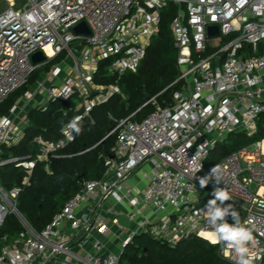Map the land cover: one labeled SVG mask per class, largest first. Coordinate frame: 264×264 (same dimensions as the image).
<instances>
[{
	"label": "built area",
	"instance_id": "2783aa9c",
	"mask_svg": "<svg viewBox=\"0 0 264 264\" xmlns=\"http://www.w3.org/2000/svg\"><path fill=\"white\" fill-rule=\"evenodd\" d=\"M8 2L0 13V106L38 68H50L33 83V91L0 116V169L15 164L28 173L22 185L12 188L0 176V238L7 216H16L21 224L19 235L0 246V264H121L125 247L139 235L171 247L192 235L209 241L205 233L211 229L201 211L217 187L227 189L232 199L227 202L242 212L241 223L255 238L250 246L254 263L264 264V138L228 153L214 166L219 184L214 178L206 187L199 183L206 176V159L219 144L232 134L254 137L261 131L264 0ZM171 3L177 6L171 30L180 71L172 101L163 105L153 97L145 105L155 108L143 120H133L132 114L118 121L104 176L85 182L37 231L18 210L19 195L36 164L45 162L49 168L71 142L62 133L56 140L36 135L35 159L10 156L8 149L22 141L31 124L30 110L46 111L51 103L72 99L74 117L85 119L122 94L121 79L137 72L159 34L162 9ZM81 22L90 35L74 30ZM213 26L219 32L209 36ZM222 36L233 37L222 44ZM210 49L216 50L203 57ZM39 51L45 59L35 63ZM102 70L110 82L96 81ZM139 172L146 179L142 188L131 184ZM124 217L129 226L121 222ZM116 238L119 249L114 250L110 245ZM219 254L235 264L233 251L219 245Z\"/></svg>",
	"mask_w": 264,
	"mask_h": 264
},
{
	"label": "trees",
	"instance_id": "16d2710c",
	"mask_svg": "<svg viewBox=\"0 0 264 264\" xmlns=\"http://www.w3.org/2000/svg\"><path fill=\"white\" fill-rule=\"evenodd\" d=\"M177 6L173 3L162 9L160 31L151 42L147 55L137 72H128L121 79L122 94L114 95L107 103L97 106L91 117L82 120L83 131L75 140L51 159L47 168L45 162H38L32 172L29 184L24 186L18 199V210L30 224L42 231L62 210L65 203L74 197L87 181L100 180L106 171L105 157L113 154L117 132H113L118 121L132 116L141 121L155 108L145 103L156 97L160 104L170 103L172 93L179 88L174 82L180 75L177 65L178 49L175 46L171 23L176 15ZM99 73L98 83L110 82ZM39 73L30 82L12 93L0 106V116L8 113L15 102L32 88ZM145 105V106H144ZM75 102L57 101L51 103L46 111L31 109V124L24 129L20 143L8 149L15 157L35 159L39 147L33 142L36 135L56 140L61 137V127L76 114ZM94 122V123H93ZM256 138H264L262 131L254 137L245 134H232L219 144L206 159L217 164L228 153L246 145ZM28 175L23 168L9 164L0 169V176L7 188L22 185ZM21 224L14 215L7 216L1 228L0 243L16 238ZM7 236V240H3ZM121 264H233L219 254V245L207 239L192 235L171 247L148 235H139L134 242L125 247ZM255 264V263H254Z\"/></svg>",
	"mask_w": 264,
	"mask_h": 264
},
{
	"label": "clouds",
	"instance_id": "9594fccd",
	"mask_svg": "<svg viewBox=\"0 0 264 264\" xmlns=\"http://www.w3.org/2000/svg\"><path fill=\"white\" fill-rule=\"evenodd\" d=\"M82 116L73 117L70 121L61 127V133L64 137L72 142L76 136L83 131ZM94 123V122H93ZM218 169L214 167L211 173L200 179V186L206 187L209 181L215 180L216 184L221 182L218 175ZM113 195H116L113 193ZM214 198L210 199L206 204V211H201L208 220L210 226L209 241L213 245H221L222 249H228L235 253V264H254V253L251 245L255 243L253 232L250 228L241 223L239 213L233 210V206L225 202L232 200L227 189L215 188L212 192ZM117 199L119 197L117 196ZM231 215L234 223L227 222L226 217Z\"/></svg>",
	"mask_w": 264,
	"mask_h": 264
},
{
	"label": "rangeland",
	"instance_id": "374dc122",
	"mask_svg": "<svg viewBox=\"0 0 264 264\" xmlns=\"http://www.w3.org/2000/svg\"><path fill=\"white\" fill-rule=\"evenodd\" d=\"M8 8H9V2H8V0H1V1H0V13L6 11ZM232 37H233V36H229V37H223V36H222V37H220V40L222 41V44H224V43H226L228 40L232 39ZM215 50H216V49H210V50L208 51V53H206V54L203 55V57H206V56H208V55H211ZM62 57H63V56H62ZM62 57L56 59V60L53 61V62H58ZM49 68H50V65H44V66H41L40 68H38V70L35 72V73H39L37 79L39 78V76H40L41 74H43V72H46ZM35 80H36V79H35ZM30 90H32V91L34 90V85H32V88H31ZM259 123H260V125H259L260 130L263 131V129H264V116L260 119ZM256 139H260V138H256ZM8 154L11 156V154H10L9 152H8ZM214 166H215V164H213L211 161H209L208 164H207V166H206L205 171L203 172L204 175H206V176L209 175V174L211 173V170L214 168ZM2 169H3V168H2ZM212 192H213V190H210V191H209V195H210V196H209L208 201H209L210 199L214 198V197L212 196ZM208 201H206V202H208ZM118 244H119V241H118V239L116 238V239H114V241L111 243L110 248H111V249H119V245H118ZM1 245H2V243H0V246H1Z\"/></svg>",
	"mask_w": 264,
	"mask_h": 264
},
{
	"label": "water",
	"instance_id": "95a60500",
	"mask_svg": "<svg viewBox=\"0 0 264 264\" xmlns=\"http://www.w3.org/2000/svg\"><path fill=\"white\" fill-rule=\"evenodd\" d=\"M74 30L77 33H81V34L90 35V33H91L88 25L85 22H81L80 24H78L74 28ZM218 32H219V30H218V28L216 26H213V27H210L209 28V36L216 35V34H218ZM44 59H45V56H44L43 52H41V51H39V52H37L36 54L33 55V61L35 63H39V62L43 61ZM228 204H231V203H229V202L226 201L225 202V206L228 205ZM233 210H235L236 212L239 213V218L241 220V218H242V212L240 210L236 209L234 206H233ZM226 220H227V222L228 221H234V219H233V217L231 215H229L228 217H226ZM121 222L123 224H125L126 226H129V224H130L129 220L126 217L122 218Z\"/></svg>",
	"mask_w": 264,
	"mask_h": 264
},
{
	"label": "crops",
	"instance_id": "0c3cea01",
	"mask_svg": "<svg viewBox=\"0 0 264 264\" xmlns=\"http://www.w3.org/2000/svg\"><path fill=\"white\" fill-rule=\"evenodd\" d=\"M131 184H136L139 187H144L146 184V179H144L143 175L139 172L136 173L132 178H131ZM128 187V186H127ZM126 187V188H127ZM115 250V249H114Z\"/></svg>",
	"mask_w": 264,
	"mask_h": 264
},
{
	"label": "bare ground",
	"instance_id": "6f19581e",
	"mask_svg": "<svg viewBox=\"0 0 264 264\" xmlns=\"http://www.w3.org/2000/svg\"><path fill=\"white\" fill-rule=\"evenodd\" d=\"M210 233H205V236L209 238Z\"/></svg>",
	"mask_w": 264,
	"mask_h": 264
}]
</instances>
